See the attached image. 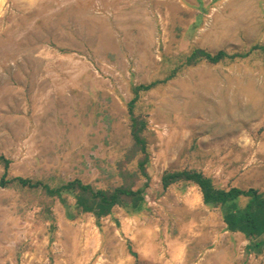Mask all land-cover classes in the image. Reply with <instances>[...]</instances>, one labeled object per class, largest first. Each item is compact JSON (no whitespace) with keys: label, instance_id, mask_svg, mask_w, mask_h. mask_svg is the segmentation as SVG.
<instances>
[{"label":"rangeland","instance_id":"374dc122","mask_svg":"<svg viewBox=\"0 0 264 264\" xmlns=\"http://www.w3.org/2000/svg\"><path fill=\"white\" fill-rule=\"evenodd\" d=\"M179 172L264 200V0H0V264H264Z\"/></svg>","mask_w":264,"mask_h":264},{"label":"trees","instance_id":"16d2710c","mask_svg":"<svg viewBox=\"0 0 264 264\" xmlns=\"http://www.w3.org/2000/svg\"><path fill=\"white\" fill-rule=\"evenodd\" d=\"M206 59L209 62L216 63L221 58L225 57V53L218 52L215 54H205ZM145 89L146 87H142ZM183 178L184 180L191 181L195 183L200 189L202 201L206 204H220L224 205L230 203V210L223 216L224 223L228 226L230 230L238 231L245 236L252 238L254 236H264V217L260 215L261 209L264 207L263 198L257 194L253 189L242 191L236 188H231L227 191L215 189L210 180L205 178L201 173L198 172H179L165 175L162 177L161 181L164 186H167L169 179ZM19 183L23 186L29 185V181L24 179H18ZM4 183H2L3 185ZM76 184V183H75ZM74 183H69L63 189H71L75 187ZM77 186L83 190L91 192L88 187L81 186L77 183ZM60 190L49 191L50 194H59ZM140 193L137 191L133 193L131 191H124L122 189H117L112 193L105 191L91 192V197L97 200V208L106 213L117 201L119 195L131 196ZM247 197L248 201L243 209H237L234 201L240 197ZM100 214H102L100 212ZM264 245V240L257 243V245Z\"/></svg>","mask_w":264,"mask_h":264}]
</instances>
